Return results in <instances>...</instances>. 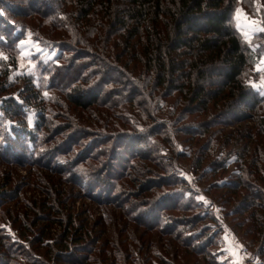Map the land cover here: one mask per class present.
Segmentation results:
<instances>
[{"label": "trees", "instance_id": "obj_1", "mask_svg": "<svg viewBox=\"0 0 264 264\" xmlns=\"http://www.w3.org/2000/svg\"><path fill=\"white\" fill-rule=\"evenodd\" d=\"M239 8L264 28V0H0V264H231L226 217L264 264V31Z\"/></svg>", "mask_w": 264, "mask_h": 264}, {"label": "rangeland", "instance_id": "obj_2", "mask_svg": "<svg viewBox=\"0 0 264 264\" xmlns=\"http://www.w3.org/2000/svg\"><path fill=\"white\" fill-rule=\"evenodd\" d=\"M239 16L241 19L240 25L243 28L244 32L249 38H252V36L260 30L259 21L256 18H251L242 8H239ZM43 51V49L36 43L27 41L24 43V52L26 54H29L31 52H37ZM44 52V51H43ZM46 56L52 57L53 55L49 54V52L45 53ZM256 71L261 72V77L258 79L259 81L254 82L255 88H259L260 90L264 91V59L263 61L256 67H254ZM141 148L143 147L142 144L139 145ZM230 168L234 172H239L240 169L238 166H236L233 162L230 163ZM6 169V168H5ZM19 174L21 175H27V170L19 167L17 168ZM187 175V173H185ZM190 177V176H189ZM200 199L205 202L207 205H210L211 208L216 210V208L222 209V214L220 215L218 212V215L220 217H223V208L221 206L216 205L217 203H213L209 198H207L205 195H200ZM78 210H85L87 212V216L91 219L92 222H94L96 216H104L105 210L102 207H99L97 204L94 205L91 203V201L87 198H79L76 203ZM89 208H91V211H87ZM213 209V210H214ZM218 211V210H216ZM120 212V211H119ZM90 213V214H89ZM217 215V214H216ZM234 220V217L232 218ZM229 220L228 217L222 221L223 224H225V238H226V245L223 248L225 254L223 256L224 259H229L231 261V264H260L261 260L257 257H255L252 253V248L250 249L249 243L251 242V236H248L246 238H243L246 236L245 231L248 230L247 227H241L242 229H239V223L237 221L232 222L231 225L234 227V229L241 235L239 236L237 232L234 231L232 227L227 225V221ZM60 230L59 226L56 227L55 232H58Z\"/></svg>", "mask_w": 264, "mask_h": 264}, {"label": "built area", "instance_id": "obj_3", "mask_svg": "<svg viewBox=\"0 0 264 264\" xmlns=\"http://www.w3.org/2000/svg\"><path fill=\"white\" fill-rule=\"evenodd\" d=\"M47 51H44V53H46ZM216 210H218L217 212L221 215L222 214V209H220V208H216Z\"/></svg>", "mask_w": 264, "mask_h": 264}, {"label": "snow or ice", "instance_id": "obj_4", "mask_svg": "<svg viewBox=\"0 0 264 264\" xmlns=\"http://www.w3.org/2000/svg\"><path fill=\"white\" fill-rule=\"evenodd\" d=\"M261 31H264V28L260 29Z\"/></svg>", "mask_w": 264, "mask_h": 264}, {"label": "crops", "instance_id": "obj_5", "mask_svg": "<svg viewBox=\"0 0 264 264\" xmlns=\"http://www.w3.org/2000/svg\"><path fill=\"white\" fill-rule=\"evenodd\" d=\"M258 66V65H257Z\"/></svg>", "mask_w": 264, "mask_h": 264}]
</instances>
